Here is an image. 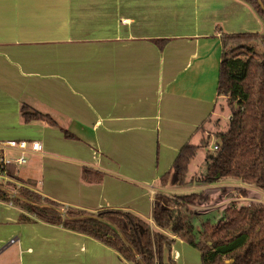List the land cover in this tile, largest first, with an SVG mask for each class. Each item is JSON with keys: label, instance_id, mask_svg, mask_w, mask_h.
Listing matches in <instances>:
<instances>
[{"label": "crops", "instance_id": "1", "mask_svg": "<svg viewBox=\"0 0 264 264\" xmlns=\"http://www.w3.org/2000/svg\"><path fill=\"white\" fill-rule=\"evenodd\" d=\"M220 29L262 34L264 21L242 0H0V141L42 143L24 165L6 152L16 175L58 203L124 210L155 230L156 193L253 190L236 179L160 183L215 114ZM20 213L0 201V264H133L96 238L23 223ZM169 257L201 264L183 239Z\"/></svg>", "mask_w": 264, "mask_h": 264}, {"label": "trees", "instance_id": "2", "mask_svg": "<svg viewBox=\"0 0 264 264\" xmlns=\"http://www.w3.org/2000/svg\"><path fill=\"white\" fill-rule=\"evenodd\" d=\"M242 1L250 4L264 21V0ZM220 40L223 51L214 112L219 98L225 97L230 112L226 130L214 134L218 148L212 150L209 143L213 135L203 128L214 114L209 116L197 129L199 141L181 147L160 183L173 187L190 184V161L204 148L206 171L197 176L199 183L236 179L264 191V33H225L220 29ZM3 172L6 177L20 180L10 163ZM198 198L195 192L173 196L156 193L152 218L159 230L149 233L145 221L124 210L105 208L91 213L26 187L11 193L0 184V201L21 209L20 222L45 221L79 231L115 249L128 263L175 264L170 257L164 260V255L178 238L200 251L201 264H264V202L232 198L219 215L203 219L200 215L204 209H192ZM145 239L147 244L142 247Z\"/></svg>", "mask_w": 264, "mask_h": 264}, {"label": "rangeland", "instance_id": "3", "mask_svg": "<svg viewBox=\"0 0 264 264\" xmlns=\"http://www.w3.org/2000/svg\"><path fill=\"white\" fill-rule=\"evenodd\" d=\"M260 49V47H259ZM219 110H223L221 112H219ZM229 109L227 107V102H226V98L221 96L218 100V103L216 105L215 108V114L213 115V117L211 118V120L207 121V123H205L204 127L206 130H208L207 132L209 134H212L213 136L211 137V141L209 143V147L213 150V146L214 144H218V139L215 138L214 134L218 133V131H222V130H226V125L229 121ZM219 118V120H218ZM217 131V132H216ZM205 152L206 149L204 148H200L198 150L197 156L192 158V161H190V166H189V172H188V179L187 181L191 180L189 179V174H192V182L188 185L185 186H190L191 188H198V186H207L208 184H201L198 182V180H196L202 173L206 171V165L204 164V160H205ZM28 157H26V161H27ZM201 167V169H200ZM235 180V179H232ZM232 180H221L222 182L224 181H230L232 182ZM199 183V184H198ZM221 183V182H218ZM0 184L6 188H8L11 193H17L20 188H29L30 190H34L29 183L22 181L21 179L18 180L14 177H7V178H0ZM217 184V183H216ZM254 187V186H253ZM35 191V190H34ZM260 189L254 187L253 190L249 189V191L246 192H240L238 191L237 188H230V187H224V188H220V189H215V191L211 190V189H207V188H202L201 191L195 192L197 195L200 196V198H198V201H195L194 205L192 206V209L196 212L201 211L202 209H204V213L202 215H200L203 219L207 218L208 216L212 217V215L216 216L219 215V213H221V209H223V207L226 205H229V202L232 200V198H238L239 202H247L249 203L250 200H255V201H260V202H264V196H262V194L260 193ZM202 192V193H200ZM264 192V191H263ZM200 193V194H198ZM181 194V193H180ZM179 193L177 195H180ZM206 195L207 198L204 197V195ZM169 196H173L172 194H167ZM250 199L249 201H247V199ZM225 206V207H226ZM224 207V208H225ZM64 209H67V206L63 207ZM220 208V209H219ZM220 210V211H219ZM156 231L155 229H150L149 228V233L150 232H154ZM144 239V236H143ZM146 243V239L142 240V247L145 246L144 244ZM147 244V243H146ZM132 263V262H130Z\"/></svg>", "mask_w": 264, "mask_h": 264}, {"label": "built area", "instance_id": "4", "mask_svg": "<svg viewBox=\"0 0 264 264\" xmlns=\"http://www.w3.org/2000/svg\"><path fill=\"white\" fill-rule=\"evenodd\" d=\"M213 149H217V144H214ZM42 149V143L36 139H7L6 141H0V178H7L4 171L7 164L10 163V159L6 152H13L17 154L15 157V163L17 165H24L26 157L30 154L40 153Z\"/></svg>", "mask_w": 264, "mask_h": 264}]
</instances>
